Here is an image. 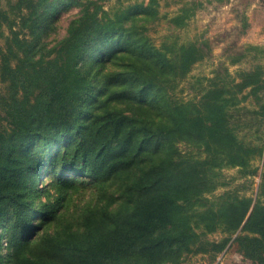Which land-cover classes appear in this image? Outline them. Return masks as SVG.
Segmentation results:
<instances>
[{"label":"trees","instance_id":"1","mask_svg":"<svg viewBox=\"0 0 264 264\" xmlns=\"http://www.w3.org/2000/svg\"><path fill=\"white\" fill-rule=\"evenodd\" d=\"M29 1L33 38L13 33L0 47V82L14 88L6 102L10 127L0 128V229L12 251L4 263L0 251V264H165L179 262L184 250L220 252L235 234L241 251L264 264V170L257 200L226 192L204 209L185 208L226 183L224 164L258 172L251 158L263 148L239 138L230 107L264 89V63L236 74L226 66L209 77L199 103L178 101L169 88L204 52L191 43L168 54L141 33L137 18L157 16L159 0L108 16L100 14L102 5L91 9L78 0ZM76 2L81 13L68 34L39 53L46 27ZM198 4L183 9V17ZM8 20L0 0V30ZM251 49L261 47L230 54L231 63ZM90 52L98 58L83 67ZM131 103L146 112L123 106ZM182 140L202 146L205 156L182 154ZM61 144L65 150L51 156ZM70 153L78 168L66 179L60 158ZM43 170L57 177L62 197L37 210ZM70 187L91 188L97 201L63 207ZM218 228L228 233L225 241L203 237Z\"/></svg>","mask_w":264,"mask_h":264},{"label":"rangeland","instance_id":"2","mask_svg":"<svg viewBox=\"0 0 264 264\" xmlns=\"http://www.w3.org/2000/svg\"><path fill=\"white\" fill-rule=\"evenodd\" d=\"M22 1V2H21ZM81 5L89 4L91 9L96 5H102L100 14L105 10L108 15H112L119 7L135 5L149 0H78ZM21 2V6H19ZM198 4L193 9V14L183 17V9ZM31 4L29 0H1L3 8L8 10V22L0 30V47L6 46L8 36L18 33L20 38L30 41L34 34L31 31V24L35 20L34 14L27 8ZM81 5L76 3L66 4L59 10L53 26L46 27L43 34L42 47L39 53L50 52L58 46L60 41L68 34L71 21L80 15ZM42 9V8H41ZM159 12L157 16L149 20L137 18L141 33L145 34L148 41L155 47L168 54L176 52L183 45L195 43L202 48L204 56L191 64L188 71L183 76H176L174 86L169 88L175 100L183 102L199 103L200 97L205 91V85L210 82L209 77L214 76L218 70H223L227 66L229 71L236 74L238 69H251L256 63H264V0H159ZM191 12V11H187ZM25 14V15H24ZM130 23V22H129ZM49 24V23H48ZM249 44L259 45L260 50H248L247 56L236 63H231L230 54L245 50ZM98 56L93 52L88 53L80 62L83 67L94 64ZM14 88L8 82H0V128H9L10 123L7 118L6 102L12 94ZM251 87L246 88L244 93H249ZM128 111L144 113L143 107L137 104H124ZM231 119L238 125L237 134L240 139L251 145L262 146L263 152L256 151L251 158L252 167H258V172L250 174L238 165L224 164L220 170L226 183L220 184L214 190L207 192L201 201L191 207L185 205L186 209H204L207 205L220 200V196L226 192L235 193L238 196L253 197L257 200L259 195V185L261 172L264 170V89L259 94L249 93L248 96L230 107ZM240 120V121H239ZM239 121V123H238ZM178 147L182 154H192L194 156H205L204 148L188 141H179ZM65 150V144L53 148L54 151ZM73 154L70 153L59 168V175L68 179L73 175L75 167L72 166ZM78 168V167H77ZM44 172V173H43ZM38 178V191L36 194L35 209H39L41 202L53 203L61 198L59 182L57 177L53 178L43 170ZM76 177V176H75ZM68 196L70 203L61 202L63 207L69 205L70 209L75 208V203L83 206L87 203L97 201V194L91 188L76 190L70 187ZM108 190V189H107ZM109 191V190H108ZM112 191V189H111ZM39 214L34 218V222L39 221ZM202 231V227H197ZM236 235V234H235ZM233 239L226 243L220 252L209 250L206 252L181 251L179 262L172 260L165 264H261L247 257L240 249V245ZM211 241H225L228 233L221 228L208 232L203 236ZM0 251L3 254V263L8 260L12 251V245L7 240L5 229H0Z\"/></svg>","mask_w":264,"mask_h":264}]
</instances>
